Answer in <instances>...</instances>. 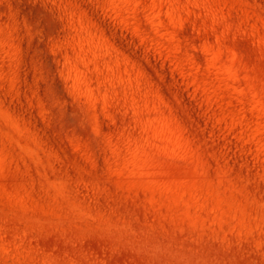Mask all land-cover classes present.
I'll list each match as a JSON object with an SVG mask.
<instances>
[{"label":"rangeland","instance_id":"obj_1","mask_svg":"<svg viewBox=\"0 0 264 264\" xmlns=\"http://www.w3.org/2000/svg\"><path fill=\"white\" fill-rule=\"evenodd\" d=\"M0 264H264V0H0Z\"/></svg>","mask_w":264,"mask_h":264}]
</instances>
